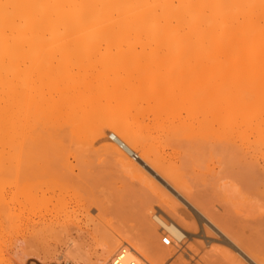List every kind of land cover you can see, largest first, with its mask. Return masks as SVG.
<instances>
[{
    "label": "bare ground",
    "instance_id": "1",
    "mask_svg": "<svg viewBox=\"0 0 264 264\" xmlns=\"http://www.w3.org/2000/svg\"><path fill=\"white\" fill-rule=\"evenodd\" d=\"M13 131L19 140L29 131L31 135L27 136L34 137V146L40 149L52 143L59 164L74 155L70 153L73 147L77 150L87 146L84 137L94 133V141L103 142L99 151L121 172L115 166L113 170L117 168L125 175L116 172V178L106 173L108 176L103 177L105 169H98L99 174L103 173L100 176L95 169L94 178L95 171L86 169V165L81 171L63 165L62 169L52 170L54 163L52 169L49 167L44 176L48 180L43 181L48 186L41 198L50 199L47 202L51 201L52 206L45 212L35 208L39 213L32 218L28 240L30 252L36 249L29 255H35L41 264H57L62 258L56 249L59 245L70 251L80 249L86 245L80 243L81 239L93 238L97 229L108 222L101 224V218L97 222L91 213L95 206L99 211L96 216L104 215L105 204L99 205V199L78 198L80 194H73L75 200L61 198L72 186L81 189L87 183L93 186L92 181L99 177L116 180L122 176L125 180L129 176L147 185L141 189L159 192L157 198L169 196L144 166L173 188L177 197L180 194L193 207L192 214L184 217L173 197L172 201L162 199L166 203L159 206L169 219L162 218L153 207L142 211L139 235L98 241L104 251L100 264H162L179 250L186 232L197 233L203 220L241 250L250 264H264V0H0V173L10 169ZM72 135L83 137L82 147L77 146L78 138L73 142L76 146L64 145L73 139ZM108 137L114 143H108ZM162 145L171 148L172 153L186 151L182 161L192 152L194 158H201L204 152L210 155L208 152L218 151L220 157L229 160L228 165H239V175L234 176L244 188L253 189V194L249 192L254 197L249 202L250 215L240 209L245 219L243 214L239 216V209L235 210L237 217L245 219L249 238L240 235L242 229L238 234L232 228L233 221L228 225L231 218L206 207L186 180L189 169H179L174 166L176 161L159 156ZM153 147H158V152ZM19 148L25 151L24 146ZM86 152L81 151L84 155ZM217 159L219 164L228 162ZM230 166L228 170L225 165L219 168L218 175L212 168L215 175L210 170L207 176L217 177L222 169L228 172L234 168ZM201 168L203 172L205 168L199 171ZM226 185L219 183L216 187L224 189ZM31 200L32 207L35 200ZM159 230L170 235L173 244L166 246L162 239L159 244ZM37 247L42 249L37 252ZM45 249H55L57 254H45ZM225 259L231 262L233 258L225 255Z\"/></svg>",
    "mask_w": 264,
    "mask_h": 264
},
{
    "label": "rangeland",
    "instance_id": "2",
    "mask_svg": "<svg viewBox=\"0 0 264 264\" xmlns=\"http://www.w3.org/2000/svg\"><path fill=\"white\" fill-rule=\"evenodd\" d=\"M26 63L29 65V62H26ZM13 115H14V120H15L14 112H13ZM16 115H17V113H16ZM13 133L15 135H13V137H12V143L13 144H12V150L10 153L11 154L10 155V161H11L10 169H8V171H6L5 174H4V172L0 173V264H32V263L41 264L39 262L38 258L36 259L35 255H34L35 256L34 259H33L34 256L32 257L31 255H29V253L33 252L36 249H34L35 248L34 247L33 250H31V252H30V246L28 244V240L31 236L30 233L32 232V230H31L32 225L31 224H32L33 219L37 218L39 212H41V211L45 212L48 210L47 208H51V206H52L51 201L47 202L50 199H48L46 201L45 200L46 197H45V199L41 198V197H43L42 192L48 186V184H45V183H44L45 185L43 184V181H45V179H46V178H44V176L46 177L45 172L47 170H50V168L55 164V166L52 167L53 169L51 168L52 170L56 169L57 167H58V169L59 168L62 169L64 166H68V167L72 166V167L76 168V171H79L80 168H82L83 170H86V169L89 170L90 169V171H92L94 173L95 169H96V171H98V169H100V170L105 169V171H103L104 175H102L103 173L99 174L100 170L97 172V174H99V176L102 175L103 177H107L108 175L109 176L111 175V176H113V178H116L118 176V175H116L117 168L119 171L121 169H119L120 167L117 166L116 163L112 165V163H114V162H112L108 157H106V155L103 154V152L99 151L102 148L103 142L98 141L99 139H97V141H94L95 140L94 139V137H95L94 133L91 134V132H90L88 137L87 136H86V138L84 137L85 142H86V139L88 140L86 143H87V146L90 145L89 146L90 148L89 147L87 148V146H85V147L81 146L80 140L83 137H76L75 135H72L73 139L72 140L68 139L70 141V143H68L69 142L68 140H66L68 142L65 143V140L63 139V144L65 143L64 145H66L68 148L74 142V139H76V141H77V138H78V141H80V144L77 143V146H79L78 148L82 147L80 149L75 150L74 148H76V147L72 146L74 152H70V153H72L74 155H71V156L68 155L70 158L66 157V160L67 159H69V160H67V161L65 160L66 162L64 161V164L63 163L59 164L58 161L56 160V156L54 155V152L52 150V146H53L52 143H50V144L48 143L44 146L45 148L42 147L40 149V147L37 148L34 146V137L32 138V137L27 136V133L29 135H31L29 133V131H27L25 137H20V140L22 142L18 139V137H16L17 133L15 131H13ZM110 134L111 133L108 132V136ZM92 136H94V137H92ZM69 138H72V137H69ZM24 140H25V142H24ZM29 140H31V141L29 142ZM90 141H93L94 144L93 143L92 144H93L94 149L91 147L92 144H90L91 143ZM111 142L114 143V141H112L108 137V143H111ZM20 143L24 144V145H20ZM29 145H31L32 147ZM72 145L76 146V144H74V143ZM16 146L18 147L17 149H19V151H16L17 150V149H15ZM19 146H24L25 151L27 150L28 156L24 155V154H26L25 151H23V150L20 151ZM162 146L159 147L160 148L159 156H161V154H162V156H166L169 161H170V159H171V162L174 160L173 163L176 161L175 164H177V166L176 165H174V166L178 167L179 169L181 167H184L185 171L187 169H189L186 171V176H185L186 180L188 179L189 184L192 185L193 191L195 189L198 192V193H196V191H194L198 195V197L201 198V201L206 204V207L209 208L210 210H213L217 214H220L224 218L225 217H227L228 219L231 218V220L227 219L228 221H230V223H228V225L233 224L232 223V221H233L234 222L233 225H235V227H233V225H232V228L233 229L235 228L234 230L236 232L238 231V234L243 231L240 234L242 237L245 236L243 238H246V236H248V238H249L250 233L248 232V228H246V225L244 222L246 219L245 218L246 216L243 212H246L247 216L250 215V214H248V213H250L249 212V210H250V203L249 202H250V199H253L254 197L253 198L250 197L249 192H252V194H253V191H252L253 189L252 188L250 189L249 186H246L243 184L244 186H246V188H248V189H246L242 186V184H239V180H237L238 179L237 175H239V173L237 174V172H239V170H240L238 168L239 165L235 166L234 163H231V166H234V168L232 167V169H236V172H235V170H232V169L229 170L228 172L225 171L224 169H222L223 172L225 171L224 172L225 175L222 174L223 172H219V174H220L219 176H220V178H222V176H224L225 178L224 179L222 178V180L218 179L219 181L218 180L216 181L217 177H219V176H217L218 171L220 170L219 168H221V167L224 168V165H225V167L230 166L227 164V163H229V160L222 158L223 157L222 154H221L222 157H220V153L218 154V151H215L212 153L208 152V154L210 153V155H207V154L204 155L205 152L202 155L203 152L202 153L200 152L201 154H199V155L200 156L202 155V157L204 159L202 157L201 158L200 157L194 158V157H196V154L194 155V152H192V154L194 155L193 156L191 154V157L193 156L192 158L188 157L187 159L182 161L181 158H186L185 157L187 155L185 153L186 151L182 152L180 149V150H177V152L179 151V152H181V154L179 152L175 153L174 151H173V153H174L173 154L171 151L172 150L171 148L170 149H169V147L164 148V146L163 147ZM30 147L33 149L32 151L34 152V154H33V152H31ZM71 148H69V149H71ZM156 148H158V147H153V149H155V151L157 150V152H158L159 148L158 149H156ZM86 149L88 150L87 152L85 151ZM161 150H163V151L161 152ZM81 151L86 152L87 155L85 154L86 155L85 156L83 153H81ZM152 151L153 152H151V150H150L151 153L158 154L157 152L155 153L154 150H152ZM168 151H169V153H168ZM22 152H24V153H22ZM92 153H95L96 156L93 155ZM184 153L186 155L184 157L183 156L181 157V155H184ZM189 153H191V152H189ZM195 153H196V151H195ZM81 154H83V157L84 158L86 157V158L85 159L82 158ZM215 154H217V156ZM212 155L214 158L211 157ZM128 156L130 157V155H128ZM175 156H177V159ZM173 157H175V159ZM197 157H198V154H197ZM218 157L220 158V161L226 160L228 162H226V163L224 162L225 164H223L221 162V164H219V159H217ZM77 158H79V159H77ZM130 158L132 159V156ZM81 159H82V161H81ZM132 160L134 161V159H132ZM217 160H218V162H217ZM137 161H139V160H137ZM88 162L90 164H87ZM48 163L49 164L52 163V165L51 164L48 165ZM109 163H110V166H109ZM217 163L220 165V166L218 165L219 168L216 166ZM198 164L201 166H199ZM222 164H223V166H222ZM62 165H63V167H62ZM79 165H81L82 167ZM113 166L117 167V168L114 167L116 169V171H115V169L113 170ZM188 166H189V168H188ZM202 166H203V169L205 168L204 170H206V171L203 170V172H202V168H201V171H199L200 170L199 168ZM85 167H86V169H85ZM194 167H195V170H194ZM77 168H79V170ZM144 168L147 170L148 173L150 171V174L152 173L153 177L156 180H158V182H160L163 185V187L165 188V190L169 193V196H162L163 200H164V198H165V200L167 198L166 201H172L170 198L173 197L174 203L180 205V211H181L180 213L184 217L192 214L193 207L189 203H187L179 193H178L179 195L177 197V195H176L177 192H175V190H173V188H171L168 184H166L159 176L157 177V174H155L149 167L144 166ZM212 168L215 169V171ZM109 169H110V171H109ZM111 169L113 171H111ZM207 170H209V171H207ZM210 170H212V173H213V171H214V173L217 172V175H216L217 177H214V178L213 177L211 178L210 176L208 177L207 172H210ZM227 170H228V167H227ZM96 171L94 173V178H95V176H97ZM192 171H193V173L191 174ZM183 172H184V169H183ZM187 172H188V174H187ZM105 173L108 175H105ZM119 173L117 172V174H119ZM205 173H207V174H205ZM196 174H197V176L200 175V177H198V178H200L201 180L197 179ZM234 174H237V175L234 176ZM114 175H116V176L114 177ZM120 175L123 176L124 174L120 173ZM204 175H206L207 178L204 177ZM227 175H229L231 177L228 178ZM121 177H120V179H116V180L112 179V178H110L111 180H108L109 177H108V179H102L101 180V177H99L102 182L99 180V178L95 179L94 182L92 181V183H91V184H94V183L95 184L91 187L89 186V183H87L88 186L81 187V189L78 186L79 190L77 189V186H75V188L72 186L73 190H72V188L69 187L71 190L68 189V190H66V192L63 193L64 196L66 195V197H63V195H62L61 198H63V199L65 198L66 201H69L71 199L75 200L76 198L73 197V194L75 197H77V195L80 194L78 198L89 196L90 198L93 197L96 200L99 199L97 201L98 204L102 205V206L105 204L104 208H106V209L109 208L110 210L104 209L105 210L104 211L105 213H103L104 215H101L102 217H100V216L98 217V216H96L97 213L99 214V211H97V208L95 206L91 207V209H92L91 213L95 216V218L97 217L96 220L97 219L99 220L101 218L99 220V222H101V224H102V222H106V221H108V222L102 224V227L104 226L103 228L100 227L99 229H97L99 232L96 231L94 234L96 238L93 235V238H92V236H88V238L81 239L82 242L80 241V243H83L84 245L85 244L86 245L84 247L83 246L80 247V249L78 248V249H74V250L70 251L69 249L67 250V246L65 247L63 245H59L56 248L57 250L59 249V251H57V250L56 251L58 253V257H62V258H61V260L59 259L61 261V263L59 261V262H57V264H80V263L81 264H100V261L102 260V258L104 256V251L102 250L101 245H99L98 243L101 242L103 238H104L103 240H105V239L113 240L119 235H121V236L139 235L141 229H139L140 223L138 224V221H139L138 218L140 217L141 212L146 210V209L153 207L156 210H158V212H159L158 215H161L162 218L165 216L164 217L165 220L169 219V217L167 216V214L164 212V210L161 207L162 204H160V203H166V202H164V201L162 202L161 201L162 199L157 198L159 192L155 193L156 190H154L153 188H152V190L147 189V188L141 189V188H144L143 186L146 187L147 185H144V183H141L140 181L135 180V179L130 180V179H133L134 177L131 178L129 176H126L125 180H123L124 178L122 179ZM127 177H129V179ZM194 178L197 179L196 182H193ZM228 179H230L232 181V183L234 181V183L232 184L233 186L235 185L234 187L232 185L230 186V184H228L229 182L231 183V181H229ZM46 180H48V179H46ZM103 180L105 182H103ZM112 180H115L114 183L117 181L118 182L114 184L112 182ZM126 180H128L127 183H126ZM240 180L244 181L243 178ZM199 181H201V182H199ZM225 182L227 183V185L225 186L224 189H222V188L219 189V187H216L217 184L219 186V183H220V185H223ZM214 183H216V184H214ZM241 183H243V182H241ZM244 183L246 184L245 181H244ZM96 184H97V186H96ZM132 184H133V186H132ZM98 185H100V187H98ZM43 186H44V188H42ZM196 186H197V188H195ZM236 186L239 189H237ZM240 187H242L243 189ZM150 188H151V186H150ZM209 188H210V190L212 189L210 192L211 194L209 193V191H210ZM227 188H229V189H227ZM102 189H104V190H102ZM218 189L220 191H217ZM221 189L222 190L226 189V192L227 191L228 192L227 193L224 191L221 192L222 191ZM81 190H83L85 192H83ZM101 190H102V193L104 195L101 193ZM243 190H244V192H242ZM97 191L100 193V194L98 193L99 195L95 194V193H97ZM214 191H216L217 193ZM77 192H78V194H77ZM83 193H85V194L87 193V194L86 195L84 194V196H83ZM242 194H243V196H242ZM31 195H36V197H37L36 198L35 196H32L33 201L35 200L34 201L35 203L33 202V204H35V205L32 207H31V205H32ZM100 195H102V196H100ZM160 195L161 194H159V196ZM49 196H51V195H47V197H49ZM246 196H247V200H245ZM259 196L260 195H258V196L256 195V197L261 198V196L260 197ZM29 198H31V199H29ZM174 199H176L177 201ZM29 200L31 203H29ZM116 202H118V203H116ZM47 203H48V205H47ZM168 203L169 202H167V204ZM182 203H184L185 205H183ZM43 204H45V207L41 208L42 206H44ZM159 205H161V206H159ZM164 205H163V207H164ZM186 205L188 207H186ZM35 208L39 212H37V210ZM45 209H47V210H45ZM93 209H95V210H93ZM238 209L239 210L240 209L245 210V211L243 210V212H241V210H240L241 214L239 215V216H242V214H243L245 219H243L242 217H239V216L237 217V215L239 214L238 213L236 215V212L238 211ZM235 210H237V211L235 212ZM194 212H195V210H194ZM108 213H110L111 216ZM91 215H89L90 218L93 216V215L92 216ZM105 216H108V217H105ZM106 218H107V220H106ZM109 218H110V220H109ZM87 219H88V217H87ZM239 219L243 222L244 225H242V223H240L241 221L240 222L235 221V220H239ZM98 220H97V222H98ZM102 220H105V221H102ZM236 223L238 224V226H240L239 229H236L237 228ZM205 227H206V229H205ZM100 229H101V231H100ZM240 229H242V231H240ZM160 231L161 230H159V233H161ZM111 233H112L113 237L111 236ZM164 235H166V234L162 231V233L159 235L158 243L159 242L161 243V239H163L162 237ZM186 235H187V238L183 241V243H180L179 250H177L175 253H173L172 255L168 256L165 260H163L162 264H232V263L236 264L235 262H238L239 264H241L240 261H242V264H250V262H251L249 260V258H247V256H245V254H243V252H241V250L235 248V246H233V244L226 242L227 238H225V236L221 235L220 232L215 227H213V225H211V223L207 222V220L200 221V228L198 229L197 233L196 232H190V233L186 232ZM83 240H84V242H83ZM202 240H204V241H202ZM95 241L97 242V244L95 243ZM93 244L94 245L96 244V245L94 246ZM172 244H173V241H172ZM96 246H98L99 248H97ZM38 248L39 247H37V252L39 249H42V248H39V249ZM194 248H196V249H194ZM190 249H193V251L192 250L190 251ZM234 250L237 251V254H236V251H234ZM56 251H55V249H52L51 251L45 249L44 253L45 252L46 253L47 252L56 253ZM194 251H196V252H194ZM228 251H229V253H227ZM44 253H42L43 256H44ZM59 253H61V254H59ZM238 253H240V255H242V256H245L243 258H245L247 261H244L242 259V257H240L238 255ZM213 255L214 256L216 255V256L212 258ZM219 255L221 256V258H223V260L220 258ZM225 255H230L233 258L232 261L230 262L229 259L226 260ZM207 258L210 261L207 260ZM186 259H187V262H186ZM233 260L234 261L237 260V261L234 262Z\"/></svg>",
    "mask_w": 264,
    "mask_h": 264
},
{
    "label": "built area",
    "instance_id": "3",
    "mask_svg": "<svg viewBox=\"0 0 264 264\" xmlns=\"http://www.w3.org/2000/svg\"><path fill=\"white\" fill-rule=\"evenodd\" d=\"M165 237H163L162 239V243L166 246H169L172 244V238L170 237V235L166 234L164 235ZM119 260V259H118ZM128 264V263H127Z\"/></svg>",
    "mask_w": 264,
    "mask_h": 264
}]
</instances>
